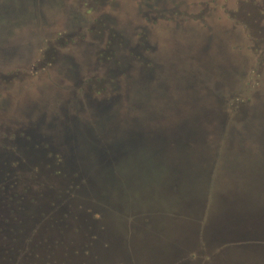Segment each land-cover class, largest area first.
I'll list each match as a JSON object with an SVG mask.
<instances>
[{
    "label": "rangeland",
    "instance_id": "rangeland-1",
    "mask_svg": "<svg viewBox=\"0 0 264 264\" xmlns=\"http://www.w3.org/2000/svg\"><path fill=\"white\" fill-rule=\"evenodd\" d=\"M82 1L0 0V125L5 128L14 127L22 121L25 125L34 127V132L44 134L51 139L48 136L60 132L55 120L67 116L70 126L64 133L67 139L64 144L58 145H62L60 148L64 150L63 153L67 158L75 159L74 166L77 169L79 167L82 173L89 174L87 182L90 189L106 201L104 203L97 200L101 206L87 205L83 209L84 213L81 217L93 226L92 229L85 227L78 229L73 224L61 234L59 231L47 233V226L43 233L35 235L37 249L43 248V252L48 255L53 253L49 259H46V264H259L257 259L262 251L258 248L261 247L262 242L259 238L264 236L263 217L259 216V213L254 219L244 217L243 220L238 221L240 215L234 212L230 219L225 218L217 222L218 230L220 226L225 230L228 223L236 222V224L230 227L228 234L233 243L227 245L223 243L219 247L221 248L218 252L219 256L214 261L211 255L214 256L213 250L215 246L221 244V241L219 233L213 235V228H208L210 232L207 238L198 235L191 238L190 225L182 221L174 222L176 218L168 215L167 212L164 216H167L168 220L165 218L159 220L163 227L159 230L160 227L156 228L157 221H154L155 224L153 222L154 228L152 223L148 226L143 222L145 208L134 207L133 199L129 198L125 207L111 204L112 180L109 172L111 146L106 144L111 141L112 136L111 104L113 107L120 105L125 114L141 111L147 107L156 108V105H159L156 92L162 90L174 92L177 89L171 86L165 87L171 83L167 77L170 63L175 65L181 61L185 66L178 74L189 73L188 64H193L191 63L193 58L187 51L208 40L223 44H220V49L223 55L230 56L229 63L232 66V68L226 67L224 76L218 78L221 82L220 86L218 88L211 86V88L218 89L220 93L226 95L237 94L242 98L250 96L252 100L257 99L256 105L263 102L264 63H258V58L254 56L250 46L255 43V36H258L262 38L258 44H261L264 50V30L262 33L259 31L261 24H264V0H256L255 3L254 0H228L225 6L232 9L238 7L237 15H240V23L236 26L231 20L212 19L202 27L188 23L179 18L177 13L172 12L174 17L167 23H160V30L156 26L146 25L143 9L148 6L138 7L132 3V0H115L109 12H107L108 7L101 8V11H105L104 16L111 21L113 43L111 62L98 63L94 53L95 39L83 36L84 39L78 40L77 45L75 43L74 46H66L62 49L49 69L32 73L36 68L35 65H42L40 61L36 63V60L41 53L39 49L43 40L55 30H75L83 22L84 15L79 10ZM150 2L148 1L149 4ZM166 7L169 5L167 4ZM223 8L219 6L221 13L224 12ZM214 16H217L214 12L208 15L209 19L215 18ZM144 32L146 35L143 37L148 39L149 46L140 44L141 33ZM99 43H102L101 36ZM134 47L141 52V58L148 59L147 65L142 60H138L140 58L138 55L132 54ZM28 71L31 75L27 74ZM96 71L101 74L111 72V77L107 76L111 80L106 84L108 90L99 94L94 93L92 86L85 81ZM16 73L18 76H15ZM5 74L12 76L13 79L4 77ZM119 92L122 95L120 104L116 101ZM144 97L149 102H144ZM245 103V107L250 106L248 102ZM69 118L74 120L72 124ZM76 123L89 132L76 129ZM1 134L0 129V137ZM60 136L62 137L61 132ZM73 137H78L77 141ZM224 145H221L222 149H226ZM52 147L57 146L52 143ZM237 147L239 149L250 147L252 150L260 151L261 144L246 140ZM65 148H68V154ZM161 154L158 153L156 157L161 158ZM87 157L95 159L96 164L90 166L84 159ZM219 160L220 162L223 160L222 154ZM152 166L155 174L162 168L168 173H173L171 171L173 166L171 168L168 161H160L157 158L144 163L145 168ZM218 169L215 170V176L220 178L223 171L219 172L220 166ZM23 173L27 172L23 171ZM51 174H54L53 170L51 173L48 170L44 173L48 184L60 187L61 184L58 183L60 178H57L59 175L53 177ZM239 175V182L244 184L246 181L250 187H256L258 193L264 192V179H253L245 172ZM162 177L159 179L154 176L152 182H147L145 186L146 195L153 196L155 202L157 198L159 202L162 192L174 191V187L171 186L174 179L169 178L163 186ZM65 178L69 179L68 176ZM22 179L29 181L26 177ZM175 179L177 182V178ZM34 182L38 183L37 180ZM176 190L178 191V186ZM88 193L90 192L87 188L83 195ZM231 202L236 203V200L232 199ZM244 205L248 206L247 203ZM233 207L237 206L233 205ZM2 210L0 221L3 222L5 219L2 213L9 209L5 207ZM14 220L8 219V222L12 221L9 226L0 223V227L15 226L16 228V220ZM70 221L75 220L71 218ZM251 223L254 226H251ZM214 225L212 222V227ZM254 227L257 230H254ZM48 234L53 240L59 239L60 244L54 245V248L46 247L42 240L46 239ZM88 242H91V248L86 250L84 245ZM0 244H4L2 238ZM3 255L5 258V254ZM252 258H256L255 263ZM1 264L13 263L4 261Z\"/></svg>",
    "mask_w": 264,
    "mask_h": 264
},
{
    "label": "water",
    "instance_id": "water-1",
    "mask_svg": "<svg viewBox=\"0 0 264 264\" xmlns=\"http://www.w3.org/2000/svg\"><path fill=\"white\" fill-rule=\"evenodd\" d=\"M205 43L201 42L191 48V51H187L193 58L191 60L193 64H188L189 73L178 74L185 66L181 61L175 65L170 63L167 77L171 83L165 87L171 86L177 89L174 92L165 90L156 92L159 101L156 108L147 107L141 111L125 114L120 105L113 107L111 104L112 136L111 141L106 144L111 146L109 169L112 180L111 204L125 207L131 198L134 200V207L145 208V212L152 210L167 213L184 212L199 219H202L206 213L205 223H209V228L210 222L231 218L234 212L241 215L245 210L255 215L259 213L264 221V192L258 193L256 187H250L246 181L243 182L244 184L238 181L241 172H245L253 179H264V99L254 111L245 135L238 138L235 134L232 135V130L226 149L219 151L222 127L217 126L223 122V116L217 114L220 109L216 95L218 89L215 91L211 86L218 88L221 84L218 78L224 76L226 67L232 68V66L229 63L230 56L223 55L220 42L214 43L208 40ZM116 101L118 104L122 102L120 92ZM143 101L149 102L146 97ZM76 126V129L85 131L78 123ZM69 127V125L61 126L60 138L67 139L64 133ZM246 140L261 144L260 151L252 150L250 147L242 149L237 147ZM158 153H162L161 158L156 157ZM220 154L223 162L219 172L223 171V174L220 178L215 176L216 180L212 186L213 172L219 170L215 164ZM157 158L160 161H168L169 166L171 168L173 166V169L169 168L173 173H168L162 168L155 174L154 166L144 167L146 161ZM67 159L75 165V159L72 157ZM84 159L90 166L96 164L95 159L90 157ZM154 176L159 179L163 176V186L169 178L174 179L172 180L174 183H171L174 191L162 192L159 202L158 198L155 202L153 196L148 197L145 193L147 182H152ZM232 199H235L236 203H232ZM223 203L230 206L222 205ZM245 203L248 206H245ZM233 205L237 207L234 208ZM163 218L167 219V216L160 215L155 219L150 216L145 219L144 216L143 222L148 226L152 223L153 227V222L157 221L156 228L160 227V230L163 227L159 220ZM243 218L244 216L239 217L238 221ZM180 221L190 225L191 238L196 235L195 230L192 231L195 227L194 223L192 226L188 220L178 218L174 220L177 223ZM209 232H206L204 238H207ZM257 260L259 264H264V254Z\"/></svg>",
    "mask_w": 264,
    "mask_h": 264
},
{
    "label": "flooded vegetation",
    "instance_id": "flooded-vegetation-1",
    "mask_svg": "<svg viewBox=\"0 0 264 264\" xmlns=\"http://www.w3.org/2000/svg\"><path fill=\"white\" fill-rule=\"evenodd\" d=\"M114 1L115 0H83L81 5H79V10L84 15L85 22L83 18V22H81L78 28H75V30H55L53 33H51V35L46 37L42 42L41 49H39L41 53H39V55L37 54L39 57L36 60V63L40 61L42 65L34 64L36 68L32 71V73L36 74L38 71L41 72L49 69L51 64L55 61L56 56L62 52V49H64L66 46H74L75 43L77 45L79 42L78 40L81 41L84 39L82 38L83 36H90L91 38L95 39L94 42L96 43L94 53L98 63L111 62V55H113V47L111 45L113 44L111 41V21L104 16L105 11H101V8L105 9L103 7H108L107 9L109 10L107 12H109L114 6ZM148 1H151L150 4ZM99 2L102 3L99 4ZM226 2H228V0H132V3L138 7H142L144 5L148 6L146 9H143V19L146 25L149 24L156 26L159 28L158 30L161 29L159 26L160 23H167L174 17L172 12L177 13V16L182 20L202 27L208 24V22H210L212 19H218L220 21L231 20L234 23L233 25L236 26L240 23V15H237L239 12L237 9L238 7H235L234 9L227 7L225 6ZM255 2L256 0H254V3ZM167 4L169 7H166ZM219 6L224 7L223 13L219 11ZM213 12L217 15L214 16L216 19H209L208 15L213 14ZM241 24L243 25V21ZM261 25V30H264V24ZM244 26L246 27V25ZM143 35H146L145 32L141 33L140 38L142 43L140 44H144L143 46H149L150 44L147 41L148 39L143 37ZM100 36L102 37L101 44L99 43ZM261 40L262 38L259 40H255L254 38V41L258 46L254 45L255 43H253V45L251 44L252 46H250L252 53L258 58V63H260L259 58L264 56V50L261 47V44H258V42ZM132 54L134 56L138 55V57H140L141 52L136 47H134ZM113 59L114 58H112V60ZM138 60H142L145 64L148 63L147 58L145 59L140 57ZM17 73L19 74L20 71ZM21 73L24 74L23 72ZM27 74H30V72L28 71ZM107 76L111 77V72H102L101 74L100 72L96 71L95 73L90 74L89 78L85 79V81L92 86L94 93L99 94L108 90L106 84L111 82V80H109V77ZM4 77H11L13 79V77L8 76V74H5ZM73 121V119L69 118L70 124H72ZM56 122L57 126L60 127L59 131H62L61 126L68 125L67 116L63 119L61 118L55 120V124ZM0 129L2 130L0 137V161H3L4 159L7 160L5 163L6 165L2 164L3 162H0V188L5 186L6 189H10L11 195L17 200H19L22 196H24L26 199V197L30 196L32 193L35 194V198L33 200L30 199V197L26 199L28 203L27 205L21 203L19 204L17 201V206L20 205L24 208L22 209V212H27V216L21 212L25 218H23L20 212L16 215L12 214V212L10 213L9 211L4 213L7 214L9 221L10 219L16 220H14L16 222V228H14L16 232L19 228L26 231L23 234L17 232L16 235L21 237L23 242H25V238L30 239H28L29 243H26L22 247L23 253L21 255V259L25 258L22 260V263L24 261L25 263L23 264H46V259H49V256L51 257L53 253H51L49 250L51 254L48 255L43 252V248H39L38 250L35 242V235L37 236L38 234L43 233L45 230L44 228H47V226V233L59 231L61 234L65 233L67 227H70V225L73 224H75L78 229L80 227L92 229L93 226H91L90 223L86 222L84 218L81 217L84 213L83 209L87 205L101 206V204H99L100 202L97 200H101L104 203H106V201L104 199L102 200L96 192L90 189L88 182L83 183L84 181L79 183V186L73 190L72 194L67 195L66 189L68 187V182L66 185L67 179L64 175L61 176L62 179L59 181L57 179L58 183L61 184L60 187H54L50 184L48 185L46 176H44L46 170H48L49 173H51V170H53V175L57 176L60 174L58 170L62 167V161L60 158H67L63 153L64 150L60 148L62 145H58L64 144V142H66V139L60 138V132L56 135L53 134L48 136L52 139L49 141L46 135L34 132V127L27 126L22 121L19 125L14 127L11 126L5 128L4 126L0 125ZM98 138H101V136H98ZM52 143L56 144L57 147H52ZM65 150L68 154V148H65ZM77 170L79 171V169ZM23 171H26L27 173H23ZM7 173L11 174V176L13 175V177L11 178L8 176V179L6 176L8 175ZM24 177H26L29 181L23 180L22 178ZM4 180H7V182L5 183ZM34 180H37L38 183H35ZM27 184H29V186ZM87 188L89 189L90 193L83 195V192ZM51 192H53V194H51ZM66 199L70 200L72 210L67 220L69 224L67 227L63 226L61 228L57 226L50 227L49 224L51 222H55V220L62 215L64 206L62 201ZM52 202L59 203L60 206L57 205L54 207L51 204ZM26 208H28V210ZM71 218H73L75 221L71 222ZM20 219L21 222H19ZM44 221L46 222L44 223ZM45 238L46 239H43L42 241L43 244L45 243L46 247L49 246L54 248V245L60 244L59 239H51L50 234H48ZM28 246L29 248H27ZM84 248H86V250L90 249L91 242L85 243ZM0 250L2 251V249ZM5 253L6 252L3 251L2 254ZM12 254H5V257H10ZM21 259H19V261ZM16 260H18V257ZM19 261H16L15 264H19Z\"/></svg>",
    "mask_w": 264,
    "mask_h": 264
},
{
    "label": "trees",
    "instance_id": "trees-1",
    "mask_svg": "<svg viewBox=\"0 0 264 264\" xmlns=\"http://www.w3.org/2000/svg\"><path fill=\"white\" fill-rule=\"evenodd\" d=\"M259 31H261V33H262L261 29ZM258 39H260V38H258V36H255V40H258ZM259 61H260L261 64H263L264 63V56L260 57ZM217 93L218 94H216V95H217L218 102H219V105H220V109H219V111H217V114H219L221 117L223 116V119H222L223 122L220 123L217 126L219 128L222 127L221 134H220V136H222V142H221L220 147H219V151H221L222 150V148H221L222 144H225L224 146L228 145L230 134H231L232 130H233V134L232 135L235 134V136H237L238 138H242V136L245 135L247 125L249 124V122L252 121L251 119H252V117L254 115V111L257 109L258 105H256L257 99L252 100V98L250 96H247L246 98H242V96H239L237 94H235V95H231V94L226 95L225 93H220L219 91ZM245 102H248L247 104H249L250 106L249 107H245L244 106ZM211 135H214V134H211ZM219 159H221V154L219 155V158L216 160L215 167L221 166L222 161L220 162ZM61 161L63 163L61 162L62 167L58 170L60 174H58L59 177H57V178L62 179L61 176H63V175L65 177L66 176L69 177V179L66 180V185H67V182H68V185H67L68 187L66 189V192H67V195H70V194L73 193V190L79 186L80 182L82 183V181H84L83 183H85V182L87 183V181L89 180V176H87L86 173H82L80 171L79 167H78V169H79V171H78L77 167L74 166L72 163H70L71 160H69L67 158L66 159L62 158ZM0 162H3L2 164H5L7 162V160L4 159L3 161L1 160ZM2 164H1V166H2ZM215 174H216V172L214 170L213 175H212L213 176V179H212L213 182H211L212 186L214 185V182L216 180L215 179ZM51 175H53V174H51ZM6 176L7 177L9 176L11 178L13 177V175L11 176V174H8ZM6 176H5V178H6ZM9 177H8V179H9ZM53 177H54V175H53ZM53 177H51V178H53ZM4 182L6 183L7 180H4ZM27 185L29 186V184H27ZM51 185H53V184H51ZM212 189H214V187H212ZM0 190H1L0 191V217H1L2 209H5V207H7L9 209V212L10 213L12 212V214H14V215H16L19 212L21 214L22 209H24V208L22 206H20V205L17 206V204H18L17 201L19 202V204L21 203V204L27 205L28 203H27L26 199L28 197H30V199H32V200L35 198V196H34L35 194L31 192L33 195L31 194L30 196L26 197V199H25L24 196H22L19 200H17L16 198H13V196L11 195V190L10 189H6L5 186L0 188ZM62 203L64 205L63 206L62 215L58 219H56L55 222H51L49 224L50 227H52V226L56 227L57 226V227L61 228L63 226L67 227V225L69 224L67 220H68L69 215L71 214V211H72L71 210L70 200L66 199V200L62 201ZM5 204H6V206H5ZM51 204L54 207L57 206V205L60 206L59 203H55V202H52ZM26 209L28 210V208H26ZM4 212L2 213V215H3V218L5 220L3 222L0 221V223L4 224L5 226H9L8 224L11 223V222H8L9 218L7 217V214H5ZM22 213H24V215L27 216V212L24 211ZM41 214H43V213H41ZM165 214H167V213L166 212H160L158 210H152V211L145 212L143 214V216H145V219H147V218H149V216L151 218H155V217H158L160 215H165ZM168 215H173L176 219L178 218V219H181V220H188V222H190V224L192 226H193L192 223H194L195 227H194V229L192 228V231L195 230V233H196V235H198V237H203L204 238L205 235H206V232L208 231L209 223H207V222L205 223L206 213H205V215H204V217L202 219H199L197 217L195 218L194 215H186L184 212H170V213H168ZM254 215L255 214H251L249 210H245L244 213L240 215V217L244 216V217H249V218L254 219L255 218ZM263 215H264V213H263ZM23 218H25V217L23 216ZM227 219H230V218H227ZM19 222H21V219H20ZM45 222L46 221H44V223ZM217 222L218 221L214 222V224H215L214 227H212V222H210V227L213 228L212 229L213 235H216L217 233H219L220 234V241H221L220 242L221 244H218L217 246H215V248L213 250V252L215 251L214 256H213V254L211 255V258L214 257V261L219 256L218 252L221 250V248H219V247L223 243H225V245L233 243L232 241H230L231 237H229L228 234H230V232H229L231 230L230 227H232V226H234L236 224V222L228 223L229 226L227 224V227H225L226 228L225 230H224V228L222 226H220L219 230H218ZM230 222H231V220H230ZM251 224H252L251 226H254L253 223H251ZM263 226H264V223H263ZM255 228L256 227H254V230H257ZM262 229H263L262 233L264 234V227ZM250 230H252V229L250 228ZM17 232L23 234L26 231L21 229V228H19ZM17 232L14 230V227H12V226L11 227H4V226L0 227V239L2 238L4 240V244L3 245L0 244V249H2V251L0 250V264L2 262H4V261L15 264L16 261H19V259H21V255L23 253L22 247L26 243H29L30 239L29 238H25V242H23L21 240V237L16 235ZM5 235H7V237ZM8 236L11 237V239H9ZM259 239L262 240V242L260 244L261 247H258L259 250L262 249V251H260L261 254H259V257H262L263 254H264V236L260 237ZM27 248H29V246ZM3 251L6 252L5 253L6 255L8 253L9 254L10 253L11 254L14 253V254H12L10 257L7 256V257L3 258V256H4L2 254ZM17 257H18V260H16ZM24 259L25 258H22L19 261V264L25 263L24 261L22 263V260H24ZM251 260L254 263L256 262V258H252Z\"/></svg>",
    "mask_w": 264,
    "mask_h": 264
}]
</instances>
